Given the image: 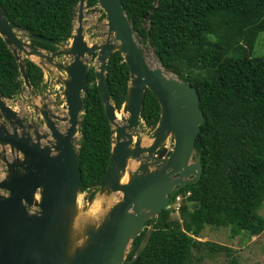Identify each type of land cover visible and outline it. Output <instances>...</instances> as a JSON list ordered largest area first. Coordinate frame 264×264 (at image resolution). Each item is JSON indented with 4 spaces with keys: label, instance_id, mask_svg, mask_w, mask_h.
<instances>
[{
    "label": "trees",
    "instance_id": "1",
    "mask_svg": "<svg viewBox=\"0 0 264 264\" xmlns=\"http://www.w3.org/2000/svg\"><path fill=\"white\" fill-rule=\"evenodd\" d=\"M78 2L0 0V8L16 30L67 44ZM96 4L86 0V7ZM122 5L138 42L153 50L165 70L195 88L204 115L192 154L201 164L200 178L169 194L170 207L145 222L126 259L135 256L152 226L145 248L123 264H196L193 248L230 250L198 239L207 225L228 227L233 238L243 232L249 237L264 233V217L258 213L264 201V56L252 55L264 32V0H122ZM30 41L49 52L59 49L50 42ZM24 64L31 93L37 95L43 70L27 58ZM94 71L89 68L76 140L79 190L89 199L105 174L114 142ZM105 76L111 102L120 111L129 71L119 51L110 55ZM23 87L17 60L0 36V95L12 100ZM159 116V103L146 89L139 127L153 130ZM178 195L177 219L171 214ZM229 264L240 261L232 255Z\"/></svg>",
    "mask_w": 264,
    "mask_h": 264
},
{
    "label": "water",
    "instance_id": "2",
    "mask_svg": "<svg viewBox=\"0 0 264 264\" xmlns=\"http://www.w3.org/2000/svg\"><path fill=\"white\" fill-rule=\"evenodd\" d=\"M97 3L105 14L108 35H113L118 46L109 36L101 45L86 44L82 33L86 0H79L76 6L74 21H77V27L74 34L72 31L67 47L64 46L67 44L44 36L16 30L0 8V36L17 60L24 86L31 91L24 58L50 73L46 64H40L45 61L63 70L67 76L63 81L67 117L52 113L47 103L42 104V109L34 107V112L44 120L48 134L33 132L32 136L28 130H33L34 126L29 123L25 126L17 112L6 103L7 99L0 95V144L9 145L16 153L14 161L6 162L7 174L0 180V264L132 262L149 240L152 226L137 247L135 256L126 259L132 240L145 222L160 210L169 208L170 193L200 178L202 167L199 161L192 160V154L204 115L195 88L165 70L158 59L159 67L149 63L146 48L138 42L122 0H97ZM147 37L149 41L148 32ZM33 39L53 43L59 49L49 52L32 44L30 40ZM114 51L123 55L129 71L128 90L121 107L128 118L123 125L115 122L117 110L111 102L105 76L107 61ZM59 55L69 56L70 62L66 65L56 63ZM93 55L98 62L94 71L96 86L114 136L105 174L96 188L101 193L119 192L120 196L106 219L96 229L86 230L85 244L72 247L71 251V208L80 192L78 146L74 144V135L81 131L83 94L92 67L89 59ZM31 56L37 57L38 61ZM146 89L157 99L160 116L152 130V142L145 147L134 133L141 122ZM1 119L8 121L11 130ZM58 120L67 122L64 131L58 129ZM167 139L172 140V147L166 156L168 149L161 146ZM41 140L48 145H42ZM145 153L148 157L155 155L156 159L139 165L126 183H120L128 159H137ZM161 159L165 160L160 166L150 170ZM32 206L38 208L37 213L29 211Z\"/></svg>",
    "mask_w": 264,
    "mask_h": 264
},
{
    "label": "rangeland",
    "instance_id": "3",
    "mask_svg": "<svg viewBox=\"0 0 264 264\" xmlns=\"http://www.w3.org/2000/svg\"><path fill=\"white\" fill-rule=\"evenodd\" d=\"M97 7L95 11L92 9ZM83 13V37L84 41L87 45H101L108 38V27L106 17H102V10L98 7V5H94L93 7H84ZM104 13V12H103ZM77 27V21H74V30ZM110 41H113L115 45L118 46L119 42L114 39L113 35L109 36ZM70 45V40L67 47ZM145 56L148 59L149 63L154 64V66L159 65L156 57L152 53V49L149 46H144ZM253 56H264V32L259 33L253 52ZM22 56H24L22 54ZM35 61H38V58L35 56H31ZM71 58L69 56L60 55L56 57L55 61L58 64H68ZM46 64L50 69V73L46 69H42L43 72L47 75L46 84H43L46 90H42L39 94L33 95L29 89L23 87L21 92L15 96L12 100H6V103L17 112L19 117L23 119L24 122L29 120V123L34 126L33 130H28L30 134L33 136V132H38L41 134H47L48 129L45 126L44 120H42L41 116L38 113L32 115L34 112V107L37 106L39 109H42V104L47 103L49 105V109L52 113L59 115L60 117H67V110L65 104V96L63 89L59 90L55 88L54 84H58L59 86H63V81L67 79L66 73L57 68L56 66H52L45 61H41L40 63ZM97 60L95 55H93L89 59V66L97 68ZM64 88V87H63ZM53 102L56 103L55 107L52 106ZM117 113L123 114V117H128V114L120 109ZM6 123V127L8 130H11V125L7 120L1 119ZM120 123V122H119ZM125 124L123 121L120 125ZM14 125V124H13ZM57 127L64 131L67 122L56 121ZM20 130V129H19ZM152 133L153 131L145 126L138 127L135 130L136 138L141 140L142 146H148L152 142ZM79 138V133L74 135V144L76 140ZM135 139V137H134ZM135 141V140H134ZM42 145H48L45 140H41ZM167 147L168 155L171 147L172 140L167 139L164 141L161 147ZM165 156V157H166ZM16 159L15 151H11L9 145H1L0 144V180L5 179L7 174V166L6 162H11ZM155 158V155L148 157V155L142 154L137 159H128L127 163L130 161L133 162L134 169L132 171L126 169V172L121 176L125 175L129 178V175L132 174L139 165L144 163H151ZM165 159H161L160 163L150 170H154L159 167L160 164ZM193 160V159H192ZM195 162V160H194ZM135 164V165H134ZM119 192L111 193V191H104L101 193L99 189H97L95 196L93 199H89L88 193L86 192H78L76 196V202L71 208V220L70 223L71 229V239L73 244L71 243V249L75 246H82L85 244L88 236L86 235V230H94L96 229L105 219L108 214V211L118 201ZM39 198V194L36 195ZM37 198H35L37 200ZM102 198V200H101ZM104 200V201H103ZM103 201V202H102ZM181 201V200H180ZM105 205V206H104ZM179 207V206H178ZM29 211L31 213H37V207H29ZM258 213L264 217V201L261 209L258 210ZM178 210L174 211L171 214L172 218H179ZM201 241H209L211 243H217L222 245L228 249L227 250H210L209 247L201 246L198 249H192V260L196 264H229L230 258L232 255L237 256L240 261V264H264V233L259 234L258 236L249 237V235L245 232L235 236L234 238L230 235V231L228 227H214V226H206L200 234L198 238ZM72 251V250H71ZM128 251V250H127ZM127 253V252H126Z\"/></svg>",
    "mask_w": 264,
    "mask_h": 264
},
{
    "label": "bare ground",
    "instance_id": "4",
    "mask_svg": "<svg viewBox=\"0 0 264 264\" xmlns=\"http://www.w3.org/2000/svg\"><path fill=\"white\" fill-rule=\"evenodd\" d=\"M153 67H159V65H157V66H154V64H153ZM128 118V117H127ZM127 118L126 117H123V114H121V113H117L116 112V118H115V122L117 123V124H119L120 125V123L123 121L124 123H126V121H127ZM120 122V123H119ZM133 139H134V136H133ZM135 165V164H134ZM134 167L135 166H133V162L132 161H130L129 163H127V166H126V169L128 168V170H130V171H132L133 169H134ZM128 176V175H127ZM127 176H125V175H123V176H120V183H126L127 181H128V177ZM101 200H102V198H101ZM104 201V200H103ZM102 201V202H103ZM105 206V205H104ZM70 247H71V245H70ZM72 250V249H71Z\"/></svg>",
    "mask_w": 264,
    "mask_h": 264
},
{
    "label": "flooded vegetation",
    "instance_id": "5",
    "mask_svg": "<svg viewBox=\"0 0 264 264\" xmlns=\"http://www.w3.org/2000/svg\"><path fill=\"white\" fill-rule=\"evenodd\" d=\"M59 56H60V55H59ZM57 57H58V56H57ZM46 82H48L47 78H46V80L44 79V81H43V83H42V85H41V91L44 90V89L46 90L45 86L43 85V84H46ZM41 91L38 92L37 96H39V94H40ZM55 104H56V103H55ZM55 104H54V105L52 104V106L55 107ZM31 114L34 115L35 112H32ZM38 115H40V114L38 113ZM18 116H19V115H18ZM40 116H41V115H40ZM22 120H23V119H22ZM23 123H24L25 126H27L28 123H29V120H27L26 122L23 121ZM29 124H31V123H29ZM58 129H59V128H58ZM19 132L21 133L22 131L19 130ZM30 133H31V132H30ZM47 134H48V133H47ZM31 135H32V134H31ZM155 158H156V156H155Z\"/></svg>",
    "mask_w": 264,
    "mask_h": 264
},
{
    "label": "built area",
    "instance_id": "6",
    "mask_svg": "<svg viewBox=\"0 0 264 264\" xmlns=\"http://www.w3.org/2000/svg\"><path fill=\"white\" fill-rule=\"evenodd\" d=\"M46 78H47V76L44 75V79H45V80H46ZM54 86H55V88H57V89H59V90L63 89V86H59L58 84H54ZM180 200H181L180 195L176 196V198H175V201H176V206H175V208H178Z\"/></svg>",
    "mask_w": 264,
    "mask_h": 264
},
{
    "label": "clouds",
    "instance_id": "7",
    "mask_svg": "<svg viewBox=\"0 0 264 264\" xmlns=\"http://www.w3.org/2000/svg\"><path fill=\"white\" fill-rule=\"evenodd\" d=\"M97 5H98V3H97ZM86 7V6H85ZM87 8V7H86ZM105 17V16H104ZM69 42V41H68ZM68 42H67V44H68ZM169 207H170V204H169ZM179 208V207H178ZM178 208H175V211H177L178 210ZM148 228H149V226H148ZM128 251H129V249H128ZM128 253V252H127Z\"/></svg>",
    "mask_w": 264,
    "mask_h": 264
}]
</instances>
